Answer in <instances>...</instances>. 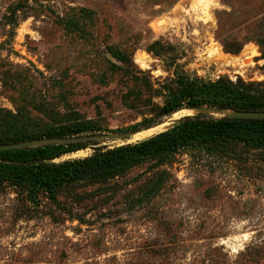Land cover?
I'll return each mask as SVG.
<instances>
[{"label": "rangeland", "instance_id": "374dc122", "mask_svg": "<svg viewBox=\"0 0 264 264\" xmlns=\"http://www.w3.org/2000/svg\"><path fill=\"white\" fill-rule=\"evenodd\" d=\"M199 1L0 0V133L114 136L59 163L197 114L180 107L122 137L184 82L202 100L264 102V0ZM228 148L181 149L54 197L0 182V264H264V149Z\"/></svg>", "mask_w": 264, "mask_h": 264}, {"label": "trees", "instance_id": "16d2710c", "mask_svg": "<svg viewBox=\"0 0 264 264\" xmlns=\"http://www.w3.org/2000/svg\"><path fill=\"white\" fill-rule=\"evenodd\" d=\"M217 107L233 111H264L263 100L250 95L237 100H202L199 87L184 82L180 92L170 98L148 127L162 123L161 119L180 107ZM80 133L79 130L49 131L40 136L0 133V145L30 142L41 138L61 139ZM78 137V136H75ZM264 149V119L215 117L208 113L183 116L165 131L147 140L113 148L96 149L83 159L54 163L62 155L93 145L90 141L50 144L0 151V182L26 185L54 197L56 191L84 179L105 178L120 173L145 160L167 162L181 149H198L209 156L227 153L229 146Z\"/></svg>", "mask_w": 264, "mask_h": 264}, {"label": "water", "instance_id": "95a60500", "mask_svg": "<svg viewBox=\"0 0 264 264\" xmlns=\"http://www.w3.org/2000/svg\"><path fill=\"white\" fill-rule=\"evenodd\" d=\"M191 110H197L198 113H208V111H216V112H225L226 114L224 116L231 117V118H237V119H252V120H258V119H264V111H233V110H224L217 107H206V108H180L177 110L179 111H191ZM172 113V112H171ZM170 113V114H171ZM170 114L165 116L166 118L170 117ZM209 114V113H208ZM190 116V115H188ZM152 127H148L147 125L144 127L143 130H135L132 132H129L127 134H124L123 138L133 137L135 134L140 133L141 131L148 130ZM112 135H93V136H87V137H71V138H65V139H45V140H36V141H30V142H23V143H15V144H4L0 145V151L1 150H10V149H17V148H27V147H33V146H43V145H50V144H69V143H76V142H85V141H94L104 138H113Z\"/></svg>", "mask_w": 264, "mask_h": 264}, {"label": "bare ground", "instance_id": "6f19581e", "mask_svg": "<svg viewBox=\"0 0 264 264\" xmlns=\"http://www.w3.org/2000/svg\"><path fill=\"white\" fill-rule=\"evenodd\" d=\"M199 4L200 5H202V1L200 0L199 1ZM204 8V7H203ZM206 8V7H205ZM216 51L218 52L219 51V49H217V48H212L211 49V51H210V55H214V54H216ZM219 53V52H218ZM137 62L141 65V66H146V62H145V60H144V57H139L138 59H137ZM154 129H156V128H154ZM154 129H148V130H146V131H143V132H141V133H137V134H135L134 136H133V138L134 139H141L142 137H145V136H147L152 130H154ZM133 139V140H134Z\"/></svg>", "mask_w": 264, "mask_h": 264}]
</instances>
